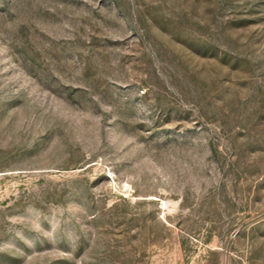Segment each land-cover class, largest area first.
<instances>
[{
  "label": "rangeland",
  "instance_id": "1",
  "mask_svg": "<svg viewBox=\"0 0 264 264\" xmlns=\"http://www.w3.org/2000/svg\"><path fill=\"white\" fill-rule=\"evenodd\" d=\"M0 264H264V0H0Z\"/></svg>",
  "mask_w": 264,
  "mask_h": 264
}]
</instances>
